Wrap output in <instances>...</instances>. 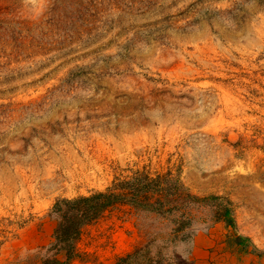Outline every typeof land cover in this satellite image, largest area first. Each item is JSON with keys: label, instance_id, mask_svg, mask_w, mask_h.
I'll use <instances>...</instances> for the list:
<instances>
[{"label": "rangeland", "instance_id": "1", "mask_svg": "<svg viewBox=\"0 0 264 264\" xmlns=\"http://www.w3.org/2000/svg\"><path fill=\"white\" fill-rule=\"evenodd\" d=\"M166 173L235 222L197 229L188 264H264L226 244L264 250V0H0V264L65 259L56 199ZM150 220L106 208L67 264L112 263Z\"/></svg>", "mask_w": 264, "mask_h": 264}, {"label": "trees", "instance_id": "2", "mask_svg": "<svg viewBox=\"0 0 264 264\" xmlns=\"http://www.w3.org/2000/svg\"><path fill=\"white\" fill-rule=\"evenodd\" d=\"M118 203L129 205L138 217L152 219L148 226L153 230L146 242L117 256L110 264H188L187 254L197 229L217 221L232 227L235 223L231 208L216 195L194 194L170 173L154 177L136 175L103 191L56 199L49 209V215L56 221L49 248L56 253L63 251L65 259L45 257L41 264H67L81 228ZM161 235L164 243L153 251L152 245ZM226 244L242 252L264 254L242 234H227ZM168 246L171 249L167 251Z\"/></svg>", "mask_w": 264, "mask_h": 264}, {"label": "flooded vegetation", "instance_id": "3", "mask_svg": "<svg viewBox=\"0 0 264 264\" xmlns=\"http://www.w3.org/2000/svg\"><path fill=\"white\" fill-rule=\"evenodd\" d=\"M236 251H238L240 254H247V253H250V252H242V250H237V249H236Z\"/></svg>", "mask_w": 264, "mask_h": 264}]
</instances>
